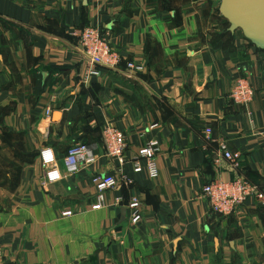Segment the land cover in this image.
I'll return each instance as SVG.
<instances>
[{
	"label": "crops",
	"instance_id": "1",
	"mask_svg": "<svg viewBox=\"0 0 264 264\" xmlns=\"http://www.w3.org/2000/svg\"><path fill=\"white\" fill-rule=\"evenodd\" d=\"M219 4L0 0V264H264V204L248 199L224 218L201 191L240 176L264 193V52L229 32ZM88 27L119 54L115 69L90 73L74 37ZM238 79L253 90L246 106L230 98ZM107 125L126 138L124 164L100 149L95 167L65 175L67 149L101 143ZM222 140L240 154L235 172L213 164ZM149 142L159 148L155 180L132 167ZM44 147L63 175L55 183L45 181ZM120 174L132 184L92 209L94 178Z\"/></svg>",
	"mask_w": 264,
	"mask_h": 264
},
{
	"label": "built area",
	"instance_id": "2",
	"mask_svg": "<svg viewBox=\"0 0 264 264\" xmlns=\"http://www.w3.org/2000/svg\"><path fill=\"white\" fill-rule=\"evenodd\" d=\"M200 1V0H197ZM74 37L78 40V45L89 65L91 74H97L99 69H115L120 61L119 54L111 47L110 43L103 36L97 27L84 28L76 31ZM129 68L137 71L138 68L133 64ZM253 95L252 88L241 79L235 81L230 92L231 100L242 106H246L251 101ZM51 109H46V114L51 113ZM208 139L211 129H205ZM218 155L213 159V164L218 167L221 160L226 161L230 168L235 172L240 166V154L228 149L225 141H217ZM101 147V148H100ZM128 148L126 138L116 128L107 125L102 130L101 143H82L78 142L71 145L60 160L65 175H75L83 167H95L98 163V150H102L104 155L110 159H116L120 164H124V154ZM159 152L157 143L149 142L142 146L132 161L134 173H140L143 169L151 180H155L158 175L156 157ZM41 163L45 170L46 183H55L62 178L57 157L51 148L44 147L39 152ZM97 195L96 203L92 209H100L104 205V193L114 189L119 183L131 185L132 180L126 175H121L117 179L113 176L99 175L94 178ZM202 194L206 198L212 213L220 217H229L235 214L246 200L252 199L260 204H264V193L255 185L236 176L232 180L224 181L214 178L202 187ZM126 209L128 210V222L131 227L138 226L143 219L142 205L138 198H130ZM72 213L66 211L63 216H70ZM2 262V251L0 249V263Z\"/></svg>",
	"mask_w": 264,
	"mask_h": 264
},
{
	"label": "water",
	"instance_id": "3",
	"mask_svg": "<svg viewBox=\"0 0 264 264\" xmlns=\"http://www.w3.org/2000/svg\"><path fill=\"white\" fill-rule=\"evenodd\" d=\"M218 10L228 22L229 32L241 31L255 48L264 52V0H220ZM122 212L125 214V208Z\"/></svg>",
	"mask_w": 264,
	"mask_h": 264
},
{
	"label": "trees",
	"instance_id": "4",
	"mask_svg": "<svg viewBox=\"0 0 264 264\" xmlns=\"http://www.w3.org/2000/svg\"><path fill=\"white\" fill-rule=\"evenodd\" d=\"M83 143H88V142H86V141H82ZM98 144H100V143H98Z\"/></svg>",
	"mask_w": 264,
	"mask_h": 264
}]
</instances>
